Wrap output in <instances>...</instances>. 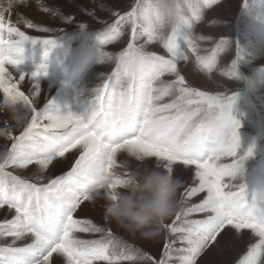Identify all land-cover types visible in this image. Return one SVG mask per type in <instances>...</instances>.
<instances>
[{
    "label": "snow or ice",
    "instance_id": "1",
    "mask_svg": "<svg viewBox=\"0 0 264 264\" xmlns=\"http://www.w3.org/2000/svg\"><path fill=\"white\" fill-rule=\"evenodd\" d=\"M206 6H210V0L205 5L199 0H135L130 10L114 12L115 19L106 23L97 38L101 45L111 42L124 35L122 27H128L131 37L127 46L116 54L101 49L100 61L114 62V70L93 90L82 113L63 115L52 101L42 109L35 106L33 97L40 95L39 78L47 75L41 71L42 65L30 74L31 95L19 90L18 81L6 68L11 65L19 73V81H24L28 73L19 67L24 45H44L46 58L56 45L55 39L25 35L8 16L0 14L3 102L20 104L30 113L27 126L18 136H13L7 126L0 129V137L12 141L3 152L7 153L6 159L0 161V209L13 213L0 221V240H11L0 245V264H119L120 259L173 264V253H180L175 257L177 264H196L227 226L238 233L251 230L259 238L238 264H264V195L250 196L245 184L239 182L244 160L252 150L243 155L239 152L241 125L230 111L236 94L199 91L186 84L178 69V63L188 59L181 49V39L188 42L198 64L209 72L216 65L217 54L231 47L229 39L223 37L207 54H199L194 41L205 37L194 36L193 29ZM71 19L66 17L65 23ZM25 22L29 27H38ZM141 39L144 42L138 43ZM153 43H158L166 55L148 51ZM235 70L236 61L232 60L227 72L233 76ZM166 76L175 79H162ZM166 97L168 102H163ZM68 154L72 155L68 170L45 179L43 173L55 164H66ZM121 158H139L138 162L161 166L178 178L183 172H193L194 183L180 199L181 210L170 223L158 228L169 236L160 257L126 245L125 251L118 254L111 231L107 232V240L76 236L78 232L105 233L91 220L75 218V213L84 202L95 204L96 199L88 192L93 176L99 172L113 178L104 193L106 200L116 199L115 192L128 183V171H117L124 169ZM222 158H230L231 162L224 163ZM33 164L38 171L32 179L8 171ZM225 178L229 183H224ZM198 193H205L204 198L187 207L186 198ZM194 213L205 215L190 219ZM25 240L30 242L17 246Z\"/></svg>",
    "mask_w": 264,
    "mask_h": 264
},
{
    "label": "rangeland",
    "instance_id": "2",
    "mask_svg": "<svg viewBox=\"0 0 264 264\" xmlns=\"http://www.w3.org/2000/svg\"><path fill=\"white\" fill-rule=\"evenodd\" d=\"M134 2L135 0H27L26 5L18 6L11 13L6 14L25 35L39 40L55 39L56 41L55 47L51 48L46 58L44 45L40 43L24 45L23 63L19 66L21 71L28 73L24 81H19V73L11 65H6V68L12 72L13 79L18 81L19 90L31 95L33 81L30 74L42 65L41 71L46 72L47 75L39 78L40 95L33 97L37 109H42L45 104L52 101V106L62 115L68 112L82 113L88 106L93 90L100 86L103 77L115 68L114 62L100 61L101 49L113 54L119 53L126 48L131 37L130 28L122 27L123 36L101 45L97 34L102 32L106 23H111L115 19L114 12L128 11ZM145 2L146 0H142V3ZM208 2L209 0H199L201 5ZM66 17L73 19L65 23ZM25 21H30L38 27H29ZM45 28L50 31L41 30ZM193 34L196 37H205L194 41L200 50V55L207 54L208 50L215 47V42L223 37L231 42V47L222 49L217 54L216 65L209 72L198 64L197 56L188 42L181 39L179 41L181 49L188 59L181 60L178 69L185 77L186 84L199 91L211 95L236 94L230 111L241 125L238 130L239 152L243 155L249 149L252 150V155L244 160L243 174L239 182L245 184L250 196L264 194V0H210V6L204 7L200 21L195 24ZM143 42V39L138 41V43ZM147 50L166 55L165 50L158 43L149 45ZM232 60L236 61V70L235 74L230 76L227 70ZM162 79L175 78L166 76ZM163 102H168V98L166 97ZM0 103H3L2 91H0ZM5 126L13 136H18L22 131V128L16 127L9 119L6 110H0V129ZM11 143V140L0 137V153L10 148ZM127 160L129 159L121 158V162ZM71 162L72 155L68 154L66 164H55L43 173L45 179L62 175L68 170ZM222 162L231 161L230 158H222ZM137 163L139 162L133 161L134 166ZM124 170L117 169L120 172ZM8 171L32 179L38 171V166L33 164L27 169L9 168ZM177 171L179 172V166ZM192 177L191 170L180 175L183 187L179 199L184 196L185 189L194 183ZM224 183H229L228 178H225ZM232 190L239 191L238 188ZM204 195L205 193H198L186 198V206L198 204ZM107 203L103 195L95 200V204L84 202L75 213V218L89 219L97 226L103 227L105 233L78 232L76 236L82 240H107V232L111 231L112 243L118 254L125 251L126 245L160 257L163 245L169 239L168 233L157 229L158 234L155 238L148 240L141 238L139 234L130 233L110 218L105 220ZM12 215L13 213L7 208L0 209V221L11 218ZM204 215L194 213L189 218L201 219ZM171 219L165 223H170ZM258 241L259 238L251 230L244 229L238 233L231 226H227L200 254L196 264H238L249 248ZM27 242L30 241H20L17 246ZM7 243H11L10 238L0 240V245ZM53 255L55 257L57 254ZM179 255L180 253H173V264H177L175 257ZM96 264H105V262L97 261ZM119 264H141V262L120 259Z\"/></svg>",
    "mask_w": 264,
    "mask_h": 264
},
{
    "label": "clouds",
    "instance_id": "3",
    "mask_svg": "<svg viewBox=\"0 0 264 264\" xmlns=\"http://www.w3.org/2000/svg\"><path fill=\"white\" fill-rule=\"evenodd\" d=\"M27 0H0V14H8L16 7L26 5ZM16 127H26L30 114L25 107L11 102L0 103ZM7 153H0V161ZM133 158L122 162L128 171V183L115 192L116 199L109 200L105 215L126 231L139 234L143 239H153L157 229L181 210L179 193L182 180L166 173L161 166L147 165ZM113 183V178L103 172L95 174L88 195L101 198ZM264 195V194H261Z\"/></svg>",
    "mask_w": 264,
    "mask_h": 264
}]
</instances>
